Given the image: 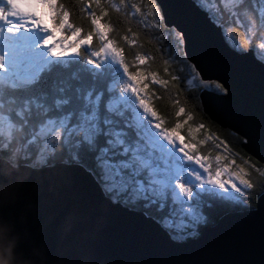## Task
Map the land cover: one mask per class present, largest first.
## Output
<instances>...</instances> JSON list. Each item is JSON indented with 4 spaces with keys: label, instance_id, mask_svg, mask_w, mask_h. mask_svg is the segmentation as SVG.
<instances>
[{
    "label": "snow or ice",
    "instance_id": "snow-or-ice-1",
    "mask_svg": "<svg viewBox=\"0 0 264 264\" xmlns=\"http://www.w3.org/2000/svg\"><path fill=\"white\" fill-rule=\"evenodd\" d=\"M74 6L86 30L62 0H0V150L31 145L39 161L57 147L66 150L96 177L109 204L157 225L174 242L197 238L214 207L240 206L264 221V207L241 199L257 188L264 194V166L237 147H259L264 155V74L258 98L226 135L196 119L203 116L196 103L189 109L190 101L180 100L186 92L192 101L201 92L223 101L237 94L230 71L205 74V31H218L237 55L251 50L264 69V0H74ZM112 12L129 25L119 41L135 49L131 59L111 36ZM109 57L122 71L119 83L101 70ZM149 84L169 90L176 118L170 126L153 106ZM206 142L214 152L201 153ZM236 264H264V238L252 259Z\"/></svg>",
    "mask_w": 264,
    "mask_h": 264
},
{
    "label": "water",
    "instance_id": "water-1",
    "mask_svg": "<svg viewBox=\"0 0 264 264\" xmlns=\"http://www.w3.org/2000/svg\"><path fill=\"white\" fill-rule=\"evenodd\" d=\"M177 2L190 5V0H158L162 5ZM200 46L206 75L215 77L228 70L236 80L237 94L230 100L200 93L208 117L233 131L258 98L264 69L251 50L246 55L234 53L218 31H205ZM241 147L264 165L259 147L255 151ZM25 166L30 178L16 203L6 210L14 227L0 237L5 248L15 235L27 233L28 243L46 241L52 260L62 264H236L252 259L264 238V221L259 216L235 211L222 215L197 238L174 242L157 225L109 204L98 180L85 168L66 163ZM257 207H264V194L258 196ZM72 209L80 213V219L61 239L59 226Z\"/></svg>",
    "mask_w": 264,
    "mask_h": 264
},
{
    "label": "trees",
    "instance_id": "trees-1",
    "mask_svg": "<svg viewBox=\"0 0 264 264\" xmlns=\"http://www.w3.org/2000/svg\"><path fill=\"white\" fill-rule=\"evenodd\" d=\"M62 2L66 5V7L70 10V12H72L71 15V20L74 24L80 25L82 28H84L85 30L87 29L88 25L85 21L81 20L80 18V14L77 10V8L74 6V0H62ZM110 20L111 23L113 24V26L115 27V31L111 33V36L115 39L118 40V42L121 43L122 47H123V51L125 53V55L127 56L128 59H131L132 56L129 54L130 51L132 53L135 52V49H129V47L126 44H123L122 41H119V37L121 35L124 34L123 29L129 25H127L126 22H124L122 20V17H120L117 13L112 12L110 13ZM136 18H133V23L130 25L134 30L137 29V25L135 23ZM141 43H143V38H141ZM255 43V41H254ZM93 47H95V41H93ZM149 46L147 44L144 45V48L141 49V51H146L147 48ZM83 51V50H82ZM108 61H106V63H103L102 66V71L105 74V77L111 81V72H113V70H116L119 68L118 65H116L115 63L112 62V60L107 59ZM82 63V61H81ZM153 70H158V66L157 64H153ZM160 75H163L162 72H160ZM183 82L180 85V88L183 89ZM149 88L151 89V92L154 93V97L152 100L153 106L157 109L158 113L164 117V119L166 120V122L169 124V126L172 124V122L176 119L174 116V106L173 104L170 102V97H169V90H166L164 88H161L159 85H152L149 84ZM193 93L191 92H186L185 97H180L181 102L184 99H188L190 102L187 105V107L189 109H191L192 107V103H196L199 108H202L201 102H200V93L198 94L199 98L195 101H192V97H193ZM173 99L175 98L174 96L172 97ZM197 120L203 119L204 122L207 124L208 121H211L210 124H208L209 130L210 131H220L222 134H227L229 132H231V130L226 129V128H222L220 126H218L215 122H213L208 115L203 111V116H197L196 118ZM187 132V127H185L183 129V133ZM199 138V137H198ZM232 137L229 136V140H231ZM14 147V146H13ZM241 152L242 155L244 156H250L249 154H247L243 148L238 145L237 146ZM12 149V148H11ZM200 151L202 154H209L211 152H214V149L212 148V145L208 142H206L205 144L200 146ZM9 151L7 150H0V154H7ZM22 162L24 165H28L31 166L35 165L34 168H41L44 166H53L57 163H66V164H73L70 160V156L69 153L64 150L61 149L59 147H57L55 149L54 152H50L48 154V156L43 160V161H39L36 157V152L35 149L29 145L27 148H25L24 150H22ZM253 160H256L253 158ZM239 162V161H237ZM260 166H264L262 163L259 162ZM83 168L86 169V165L81 166ZM88 171V170H87ZM96 178V177H95ZM257 179H259L257 177ZM261 195L260 189L257 188L254 191H250L247 193V195L245 197H242L241 199H244L247 201L248 207L249 208H254L255 207V203L256 200L258 198V196ZM235 211H243L240 210V206H223V207H214L209 215H210V222L207 226H203L200 229V235L202 232H204V230L206 228H209L213 225H215V223L217 222V220L224 214L229 213V212H235Z\"/></svg>",
    "mask_w": 264,
    "mask_h": 264
},
{
    "label": "clouds",
    "instance_id": "clouds-1",
    "mask_svg": "<svg viewBox=\"0 0 264 264\" xmlns=\"http://www.w3.org/2000/svg\"><path fill=\"white\" fill-rule=\"evenodd\" d=\"M29 178L30 173L22 162L18 146H14L7 154H0V237L6 230H13L14 225L6 215V210L16 203ZM79 219L80 213L76 209L65 215L58 229L61 239L72 231ZM28 240V234L24 233L22 236L15 235L13 242L6 248L0 244V264H62V261L52 260L46 241L28 243Z\"/></svg>",
    "mask_w": 264,
    "mask_h": 264
},
{
    "label": "rangeland",
    "instance_id": "rangeland-1",
    "mask_svg": "<svg viewBox=\"0 0 264 264\" xmlns=\"http://www.w3.org/2000/svg\"><path fill=\"white\" fill-rule=\"evenodd\" d=\"M107 59H110L111 60L110 57L109 58H106L105 61H104L105 63H106V61H108ZM122 80H123V74H122V71H121L120 68H118L117 71L116 70H113V72H111V81L116 82V83H119ZM255 205H256V203H255Z\"/></svg>",
    "mask_w": 264,
    "mask_h": 264
}]
</instances>
